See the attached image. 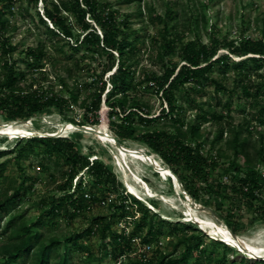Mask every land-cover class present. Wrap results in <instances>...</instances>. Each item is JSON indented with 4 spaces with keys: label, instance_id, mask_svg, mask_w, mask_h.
I'll return each mask as SVG.
<instances>
[{
    "label": "trees",
    "instance_id": "1",
    "mask_svg": "<svg viewBox=\"0 0 264 264\" xmlns=\"http://www.w3.org/2000/svg\"><path fill=\"white\" fill-rule=\"evenodd\" d=\"M20 1L0 0V115L4 120L40 118L53 109L64 115L72 104L78 103L81 90H85L86 95L78 104L84 111L83 121L64 115V122L85 125L91 114V124H97L103 102L108 108L114 137L120 142L141 143L158 155L171 173L169 179L174 175L189 196L220 213L233 234L237 235L245 226L264 224V172L259 169V165L264 164L263 134H259L256 142L252 140V123L264 125V102L257 105L254 114L243 116L242 121L235 124L232 103L228 99L221 104L222 100L217 98L214 105L204 108L193 96L212 86L216 95H231L238 90L246 98L264 97V83L260 80L263 74L257 72L264 69V19L260 37L244 36L241 31L240 36L228 38L210 31L208 40L203 41L199 37V20L206 29L204 14L181 20L178 10L170 6L165 7L163 14L148 8L149 19L159 25L151 40L157 44L160 70L142 69L136 75L137 53L144 39L131 27V17L142 15L140 0H124L138 2V8L136 13L122 17L107 0H23L34 9L37 25L44 28L50 44L69 59L72 67L80 70L86 59L101 62L99 72L91 69L89 79L80 85L76 79L69 85L66 78L59 75L58 84L66 94L63 95L43 84L47 81L44 61H49L51 55L45 39L20 51L23 69L17 68L12 60L18 45L11 43L10 32L15 26L5 15ZM39 2L41 13L37 9ZM23 16L32 17L27 10ZM185 28L193 38L184 40ZM64 47L71 54H67ZM223 49L226 52L220 53ZM77 53H81L79 58ZM168 55H177L178 62L168 59ZM233 57L240 59L235 61ZM252 66L255 71L250 70ZM64 69L71 77V67ZM230 72L231 86L227 84ZM34 73L41 75L37 83L36 79L28 78ZM255 75L258 83L251 80ZM151 90L159 95L161 104H165L157 114L151 113L149 103L142 97L143 91ZM187 107L198 109L193 118L187 117ZM205 123L216 126L214 134L204 129ZM9 155H13L11 158L22 174L19 180L8 182L4 174L8 160L4 159ZM29 155L47 158L46 168L51 164L55 168L65 166L61 168L63 181L57 184L61 193L42 197L41 210L34 220L24 218L20 212L10 213L35 183L26 184L29 178L20 166V160ZM1 158L0 220L8 218L0 228V264H71L70 253L82 250L83 233H69L60 238L46 235L41 226L45 220L54 224L59 217L74 218L90 210L91 203L106 204L108 213L87 218V235L103 242V255L114 263L186 264L195 251L200 256L195 258L194 264L204 263L201 255L205 253V234L193 220L165 219L153 208V202L150 207L127 192L105 161L91 151L81 152L75 136L19 135L13 147L0 149ZM40 165L44 167L43 163ZM82 175L88 177L93 190H87L83 180H79ZM4 183L7 186L2 188ZM170 191L174 192L173 186ZM242 211L250 215L247 224L242 220ZM119 220L131 225V230L126 232L127 226L116 230L114 225ZM164 227L175 237L170 242L171 251H159L152 258L145 257L144 253L139 257L131 256L137 239L142 244L153 245L163 235ZM217 243L222 245L223 253L214 263L228 264L226 254L233 246ZM84 251L89 258L87 264L103 263L101 255L93 256L87 248ZM241 262L247 264L246 258ZM255 262L264 264V259H255Z\"/></svg>",
    "mask_w": 264,
    "mask_h": 264
},
{
    "label": "rangeland",
    "instance_id": "2",
    "mask_svg": "<svg viewBox=\"0 0 264 264\" xmlns=\"http://www.w3.org/2000/svg\"><path fill=\"white\" fill-rule=\"evenodd\" d=\"M113 5V8L118 10V15L122 17L127 14H134L138 8V2L126 3L124 0H107ZM41 3L39 2L37 9L39 12H42ZM170 6L174 9L178 10V15L181 20L185 18H189L195 14H204L207 20V27L204 29L202 26L203 23L199 20V37L203 41L208 40L207 33L210 31H215L218 36H227L228 38H236L240 36L241 31H244V36L251 37H260L261 32V22L264 19V0H140V8L142 15L140 17L133 15L131 17V27L138 30V34L144 39L143 44H139V52L137 53L135 70L136 75L142 70L149 71H159L160 66L159 62L156 59V43H153L151 38L156 34L159 25L153 23L148 16V8H153L154 12L159 14H163L165 7ZM27 10L29 14H31V18L29 16H23L24 12ZM9 18L10 24L15 26V30L10 32L11 35V43L18 45L15 53L12 55V60H15L16 67L19 69L24 68V64L22 63L23 54L20 52L23 48L28 46H35L39 40L45 39L47 41V49L49 51L50 60L44 61L43 70H46L47 81L43 84L45 86H51L52 90L57 93L65 94L61 91V87L58 84V76L61 75L66 78L69 85L74 82V79L78 80V85L89 79V74L91 69L95 68L96 72H99L101 69L100 61H91L84 60L82 67L80 70L71 66V63L68 62L69 59H65L64 55L57 51V47L52 46L50 44L49 39L45 37V30L42 26L37 25L35 11L30 8V6L26 5V2L23 0L20 1L15 7L12 9L11 13H7L5 15ZM179 30L183 28L181 25V21L179 22ZM183 33V32H182ZM264 36V35H263ZM184 40L189 38H193V34L188 32L187 28H185V32L183 33ZM64 51L67 54H71L67 47H64ZM226 52L225 49L221 50L220 53ZM81 53H77L76 56L79 58ZM168 59L173 62H178L177 55H168ZM240 58L233 57V60L237 61ZM102 61V60H101ZM71 67L70 76L65 72L66 67ZM28 70V69H25ZM251 71H255V67L250 68ZM219 71V70H218ZM257 72L263 74V78L260 80L264 83V69H258ZM109 73L105 75L108 76ZM29 80L31 78L36 79V83L40 80L41 75L38 73H34L29 75ZM232 75L231 72L228 73L227 84L231 86ZM251 80L253 83H258L259 79L255 76H251ZM109 83L107 84V86ZM66 95V94H65ZM85 90H81L79 94V100L77 104H72L69 109L64 112V115L67 117L75 118L77 121H83L84 114L83 109L79 107V103L85 97ZM185 98L187 97L185 94L180 93ZM196 100L203 104L204 108L208 106V104L214 105L217 98L222 100L223 104L227 99L232 103V111L231 115L233 117V121L235 124L242 121L243 116L250 117L251 114H254L257 110V105L264 102V97L254 98H246L242 96L239 91H235L230 94H220L216 95L213 92V87H206L205 91L202 94H196ZM142 97L145 99L150 107L151 113L157 114L161 108V106H165L164 103L161 104L159 99V95L154 91H143ZM183 98V100H185ZM222 106V105H221ZM221 106H218L220 108ZM198 112V109H191L187 107L186 115L188 118H193V116ZM58 113L56 110H52L49 114L43 115L40 118H31L25 121H13V122H26V127L22 130L29 134H17L14 135L13 138H5V135H0V149H7L13 147L14 143L18 139L19 135L22 136H32L35 134L38 135H46L53 134L57 136L58 125L68 124L69 122H64V116ZM98 123L91 124V120L93 117L89 114L90 121L83 125L85 128H92L94 130H98L99 125L104 123L105 125V134H108L112 139L110 140H101L96 137L95 133L90 130L80 129L81 131L72 132L67 137H74L77 139L78 144L80 146L82 153H87L91 151L94 153L100 160H103L109 165L112 169L115 179L117 182L121 183L123 188L130 192L127 186V182H130L137 186V184L133 181V175H137L140 178V181L146 183L149 188L148 194L146 191H141L136 194L138 199L142 200L150 207H153L150 203L154 205V209L158 211L165 219L177 221L178 219L183 220H193L194 223L200 228V230L205 234L204 237V247L205 253L201 255V260L204 261L203 264H216L214 263V259L221 256L223 253L222 245L217 242H223L225 244H229L233 246L231 250L226 254V258L228 260V264L232 261L234 264H243L241 262L242 259L247 260V264H258L255 262V258H251L247 256L246 253H243L241 249L236 245L230 242H227L220 234H216L210 231L207 226H201L198 219L211 222L212 224L226 225L224 218L220 215V213L215 212L213 207H209L201 203L200 201L194 200L191 196L187 195L185 190L180 192L176 189L178 186L177 178L172 175V180L169 179L171 173L167 171L168 168L161 161L158 155L152 153L149 149L146 148L141 143L135 141H122L120 142L116 137H114L113 132L111 131L109 118H108V108L102 102L100 110L98 111ZM9 123L3 119L0 115V127ZM253 126V134L252 140L254 142L257 141L260 133L263 134L264 141V125L258 126L257 122L252 123ZM158 127H161L158 126ZM204 129L207 132H210V135L214 134L216 126L210 123L204 124ZM99 131V130H98ZM61 136V135H59ZM123 147L131 151H144L145 153L153 154L155 159L160 163V167L158 168L151 167L144 162H141L137 159L131 161H125L119 155L116 147ZM40 149V148H38ZM13 155H9L5 157L4 160H8L6 163L5 175L7 176L8 182L11 179L19 180L22 174L21 170L18 168L16 163L11 158ZM93 158V157H91ZM3 158L0 159V162ZM48 159L42 156L29 155L20 160V166L23 167L24 174L29 178L26 183L29 185L33 181H35L33 188L30 191H27L23 197V201L19 203L16 207L11 208L10 213L15 214L20 212L23 214V217L28 220H34L35 217L41 210L40 199L46 196H52L55 194H60L57 190V184L62 182L61 178V170L65 169V166H51L45 167ZM40 163L44 164V167H41ZM138 168V170L136 169ZM62 168V169H61ZM259 169L264 172V164L259 165ZM125 170L126 174L122 171ZM163 172L164 174H162ZM228 176V175H227ZM79 180H83L84 185L87 190H93L91 187V183L87 176H80ZM224 180H227L224 176ZM74 183V181H73ZM177 185V186H176ZM7 183L2 185V188H5ZM171 186L174 188V192L170 191ZM99 194L97 193V196ZM189 197L190 205L195 209V216H188L186 213L187 200ZM99 197L103 198V195H99ZM108 197H106V202H108ZM192 201L194 203H192ZM108 209L106 204H92L91 209L81 212L76 215L74 218H65L59 217L55 219L56 223H50L45 220V223L42 224L41 228L46 235H56L60 238L65 237L69 233L74 232H82L83 236L80 240V244L82 245L81 251L71 252V264H87L89 262V258L85 255L87 251L86 248L93 256H102L103 263L102 264H117L110 260L109 257H105L103 255L104 245L103 242H100L94 236L87 235L86 228L88 226V219L90 216L97 214H107ZM224 214V213H223ZM242 220L243 222H247L250 219V215L242 211ZM182 215V216H181ZM138 215L136 214L135 217ZM7 216L2 217L0 220V228L7 220ZM129 221V220H128ZM127 226L126 232L131 230V225H126V223L122 220H119L114 225V228L118 231L124 229ZM230 230V229H229ZM236 235V234H235ZM239 235L243 241L250 244H264V224L255 223L251 226L242 227L241 231L237 234ZM5 238V236H3ZM175 237L172 233H169L167 227L163 229V235L160 237L157 243L153 245L142 244L138 241H135V252L131 254V256L139 257L140 254H145V257L152 258L159 251L169 252L172 249L170 244L171 241H174ZM200 256L198 251L194 252L193 257L186 264H194V260L196 257Z\"/></svg>",
    "mask_w": 264,
    "mask_h": 264
},
{
    "label": "bare ground",
    "instance_id": "3",
    "mask_svg": "<svg viewBox=\"0 0 264 264\" xmlns=\"http://www.w3.org/2000/svg\"><path fill=\"white\" fill-rule=\"evenodd\" d=\"M26 127V122H9L3 126L0 127V135H8L9 137H13L14 135L17 134H29L24 132L22 129ZM98 130L100 131V134H95L96 137L100 138L101 140H110L112 142V139L110 138V136L108 134H105V125L104 123L102 125H99ZM76 131H81L77 126L73 125V124H61L58 125V132L59 135L61 136H66L72 132H76ZM116 147V150L118 151L119 155L121 156V158H123L125 161L127 160H139L141 162H144L148 165H151V167H155L158 168V166L160 167V163L155 159V157L153 156V154L150 153H145L144 151H131L128 150L126 148L123 147ZM136 169L138 170V168L136 167ZM125 174V170H122ZM170 171H167V173ZM162 174H164L163 172H161ZM132 179L133 181L137 184V186H135L134 184L127 182V186L129 191H131L132 193L138 194L141 191H146L148 194L149 193V188L147 186L146 183H143L142 181H140V178L135 175L134 173H132ZM177 186V185H176ZM177 190L184 191L181 184H179L176 187ZM188 197V196H187ZM187 200V207H186V213L188 216H195L194 214V208L190 205L189 203V197ZM194 218V217H193ZM201 226H207L211 232L216 233V234H220V236H222L227 242L236 244L243 253H246L248 256L250 257H259V258H264V244H250L247 243L245 241L242 240V238L239 235H235L233 234L229 228H227L226 226H216L214 224H212L211 222H207L201 219H198Z\"/></svg>",
    "mask_w": 264,
    "mask_h": 264
},
{
    "label": "water",
    "instance_id": "4",
    "mask_svg": "<svg viewBox=\"0 0 264 264\" xmlns=\"http://www.w3.org/2000/svg\"><path fill=\"white\" fill-rule=\"evenodd\" d=\"M68 124H72V123H68ZM73 125H75V126H77L78 128H80V129H86V130H90V131H93V132H95V133H100V131H98V130H94V129H92V128H85L83 125H76V124H73ZM32 136H39L38 134H35V135H32ZM41 136H54L53 134H46V135H41ZM57 136H59V132L57 131ZM178 180V179H177ZM179 184H181L180 183V181L178 180V185ZM182 186V185H181ZM183 188V187H182ZM184 190V189H183ZM183 192V191H182ZM188 195V194H187ZM192 203H194L193 201H192ZM233 244V243H232Z\"/></svg>",
    "mask_w": 264,
    "mask_h": 264
}]
</instances>
